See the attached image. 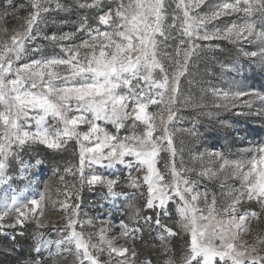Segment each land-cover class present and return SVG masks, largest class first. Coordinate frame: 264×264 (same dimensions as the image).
I'll return each mask as SVG.
<instances>
[{
	"label": "snow or ice",
	"instance_id": "obj_1",
	"mask_svg": "<svg viewBox=\"0 0 264 264\" xmlns=\"http://www.w3.org/2000/svg\"><path fill=\"white\" fill-rule=\"evenodd\" d=\"M202 6L208 7L203 14L197 11ZM27 7L31 10L24 17L18 13L25 5L9 3L0 10V25L8 17L23 20L11 34L0 26V233L11 229L10 238L16 241L25 235L28 223L38 228L49 223L44 219L43 195L29 200L12 187L18 178L31 183V169L43 163L26 162L25 149L44 145L62 152L74 141L78 164L64 172L78 173L81 185L103 186L105 198L113 202L123 197L128 222L120 221L114 238L101 227L94 242L93 235L76 230L80 205L62 204L70 215L63 218V227L55 228L58 238L33 235L32 251L40 257L34 264H58L68 256L74 257L72 264H152L151 259H137L135 241L143 239L145 229L149 234L158 230L160 243L152 247L167 257L163 264H264V228L251 227L253 220L259 223L264 216V142L243 150L240 159L230 160L223 152L211 154L219 161L218 168H204L198 176L239 182L238 187L221 182V189L227 188L221 196L227 200L218 206L216 193L199 191V180L189 178L194 168L185 167L182 160L177 167L172 128L191 103L189 97L181 98V81L206 46L197 41L252 44L256 50L240 52L250 62L248 70L264 73V0H223L211 6L208 0H74L71 5L28 0ZM74 9L83 13L73 23L74 31L44 33L49 22L56 23L50 21L54 11ZM232 14L238 15L239 23L208 30V24ZM170 40L176 44L174 53L162 54ZM41 41L59 51L45 54ZM165 59L170 61L167 66ZM225 67L237 75L245 71L235 62ZM232 84L236 91L214 90L220 101L216 106L239 103L247 111L237 116L264 120V92L244 91L235 80ZM220 127L226 134L238 132L229 122L221 121ZM165 152L168 159L162 171L157 163ZM203 155L198 153L193 160ZM97 166L115 170L112 178L94 171L85 175V169ZM122 185L139 192L142 203L135 194L117 191ZM173 201L179 220L170 226L164 221ZM253 204L258 210H252ZM6 218L11 223H4ZM173 238L184 240L178 258L172 255Z\"/></svg>",
	"mask_w": 264,
	"mask_h": 264
},
{
	"label": "rangeland",
	"instance_id": "obj_2",
	"mask_svg": "<svg viewBox=\"0 0 264 264\" xmlns=\"http://www.w3.org/2000/svg\"><path fill=\"white\" fill-rule=\"evenodd\" d=\"M62 2L71 5L74 3V0H62ZM219 2H223V0H208L209 6ZM9 3L17 7L25 5V8L21 9L18 13L19 17L26 16L27 12L31 10L27 7L28 0H0V10H3V7ZM197 11L203 14V12L208 11V7L202 6V9H198ZM82 14V12L76 9L72 13H57L54 11L50 16V21L55 20L56 23L49 22L44 28V33L51 34L55 32L59 35L74 31L73 23ZM88 15L91 16L92 13L89 12ZM61 20H67V23H61ZM232 22L239 23L237 14L222 16L219 20L208 24L207 28L209 31L215 28L223 29ZM22 23L23 20L21 19L8 17L3 20L0 26L7 27L9 34H11L12 30L18 28ZM40 43L44 47L45 54L51 55L54 51H59V49H53L52 45L46 44L43 41ZM197 43L206 46L202 49L201 54L191 63L189 74L182 77L181 81L183 90L181 98L183 100L189 97L191 103L182 112L184 118L172 125L175 132L174 143L178 150L176 163L179 168L182 160L185 167L194 168L195 172L189 173V178L199 180V191L203 192L207 190L216 193L219 206V204H223L227 200L226 196H221L222 191H227V188L221 189V182L231 187H238L239 182L225 179L224 176H221L219 181H209L207 178H200L198 173L204 168H218L219 161L211 155L212 153L223 152L230 160L240 159L243 150L253 146L257 142H264V120L250 116H237V112L247 111L239 107V103H237L236 107H217L216 105L220 101L217 100L214 90L236 91L237 87L232 84L233 80H235L236 84L240 85L244 91L255 89L264 92V73H261L258 69L248 70L250 62L240 52L241 48L245 51L256 50L252 44L241 41L237 45L228 40L197 41ZM175 47L176 44L170 40L167 46L162 48V54H173ZM230 62L241 64L245 69L243 74L237 75L236 73L229 72L225 66ZM164 63L167 66L170 61L165 59ZM255 107H261L259 101L256 102ZM221 121L232 123L238 129V132L232 133L231 130H227L226 134V130L220 127ZM101 126L110 132H115V129L109 124L102 123ZM189 130L195 131L199 135L193 136ZM120 134L124 135V131L121 130ZM181 149L183 151H180ZM77 152V145L74 141H70L67 149L62 152L47 149L44 145H34L26 148L25 152L22 153L23 159L28 163L34 164L36 159L41 160L43 163L39 167L31 169L29 173L31 183L28 180L20 181L18 178L12 187L22 190L24 197L29 200L32 198L39 199L40 195H43L45 197L43 202L44 219L49 222L40 228L35 223H28L23 229L25 231V235L21 237L23 243L29 242L33 246V235L36 233L42 234L45 239H57L58 233L55 228L63 227L66 223L63 218L70 215V210L62 208V204L73 205L78 203L80 205L76 217L78 221L75 226L76 230L82 231L85 236L93 235L94 242L95 234L100 231L101 227L104 228L105 235L108 238H114L120 233V221L124 220L128 222L127 209L125 207L127 201L123 197L113 202L111 199L105 198L107 190L103 186H88L86 183L81 185L78 173L73 175L70 172H64V168L78 164ZM198 153H203L204 155L201 159L194 161L193 156ZM167 159L168 154L166 152L161 153L157 166L162 171ZM92 171H94V174L112 178V173L115 170L103 169L97 166L94 170L85 169V175H90ZM124 172L126 175L127 170L125 169ZM10 174L17 175V173ZM61 176L64 177L63 180L60 179ZM117 191L135 194L137 202L142 203V197L139 192L128 188L126 185L117 188ZM176 207L175 201L170 202L168 207L169 218L172 219L170 226H175L179 220ZM200 207H204V205L200 204ZM251 208L252 210H258V206L254 204L251 205ZM4 223H11V219L6 218ZM251 227L254 231L257 228H264V216L261 217L259 223L253 220ZM20 230L19 228L16 229L17 232ZM156 231L158 232V230ZM11 234L12 230L7 228L4 230V233H0V257L2 258L24 250L18 248L15 244H13L14 249L3 245L2 242L9 239ZM180 241L183 251L184 240L180 238ZM101 258L106 259V254ZM73 259L74 257L72 256H68L66 259L62 257L59 259L58 264H72ZM137 259L143 261L140 256ZM19 264L28 263L24 259H21Z\"/></svg>",
	"mask_w": 264,
	"mask_h": 264
},
{
	"label": "trees",
	"instance_id": "obj_3",
	"mask_svg": "<svg viewBox=\"0 0 264 264\" xmlns=\"http://www.w3.org/2000/svg\"><path fill=\"white\" fill-rule=\"evenodd\" d=\"M145 214L151 215V212H146ZM173 217V216H172ZM169 217L165 219V223L171 225ZM158 232L156 230L151 231L149 234V231L145 229V233L143 236V239H138L135 241V248L138 252V256L141 257V259H151L152 264H163L164 259L167 257L159 255V249H153V245H158L160 241L158 240ZM180 238H173L171 241V246L173 248L172 255L175 257H179L182 253V247L180 243ZM4 246L10 247L11 249H14L13 244H15L18 248H22L24 250H20V252H16L11 256H5L0 257V264H19L20 260L24 259L28 264H34V261L37 259H40L37 254L32 251L33 246L29 242L23 243L21 241V237L17 236L16 241H11V239H6L5 242H2ZM17 243V244H16ZM23 253V256H22ZM25 254V256H24ZM48 264H51L49 261Z\"/></svg>",
	"mask_w": 264,
	"mask_h": 264
}]
</instances>
